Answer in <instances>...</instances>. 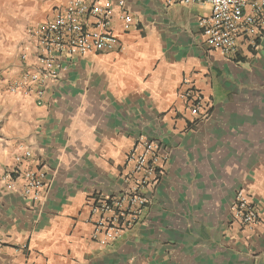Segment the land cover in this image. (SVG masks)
I'll return each instance as SVG.
<instances>
[{
	"label": "crops",
	"instance_id": "obj_1",
	"mask_svg": "<svg viewBox=\"0 0 264 264\" xmlns=\"http://www.w3.org/2000/svg\"><path fill=\"white\" fill-rule=\"evenodd\" d=\"M66 1L15 2L23 34L1 37L11 40L15 74L26 31ZM123 1L136 25L123 32L114 17L120 51L73 58L44 86L40 106L0 95V264H264V37L254 51L239 40L226 58L197 26L209 6ZM185 76L211 103L193 124L178 96ZM139 136L163 146L165 173L140 222L99 248L92 196L122 190L124 155ZM38 168L47 187L33 202L21 175ZM238 190L260 212L249 230L230 222Z\"/></svg>",
	"mask_w": 264,
	"mask_h": 264
},
{
	"label": "built area",
	"instance_id": "obj_2",
	"mask_svg": "<svg viewBox=\"0 0 264 264\" xmlns=\"http://www.w3.org/2000/svg\"><path fill=\"white\" fill-rule=\"evenodd\" d=\"M166 3L209 6L208 15L201 16L197 26L205 46L223 57H235L239 40L248 50L254 51L264 37V0H166ZM114 17L123 32L136 25L123 0L116 1L115 6L110 0H67L55 6L50 20L26 31V44L20 55L22 68L8 91L32 96L40 106L44 103V86L57 80L65 70V64L73 58L120 51L123 44L116 35ZM178 96L191 124L210 114L211 103L192 77L182 78ZM168 160L169 156L159 142L146 136H139L134 141L123 159L122 190L112 195L92 196L90 239L96 246L111 245L140 222ZM16 172L4 176L10 178ZM21 179L23 197L38 201L47 187L45 170L38 168L24 172ZM260 221L253 198L238 190L231 205L230 222L240 230H249Z\"/></svg>",
	"mask_w": 264,
	"mask_h": 264
},
{
	"label": "rangeland",
	"instance_id": "obj_3",
	"mask_svg": "<svg viewBox=\"0 0 264 264\" xmlns=\"http://www.w3.org/2000/svg\"><path fill=\"white\" fill-rule=\"evenodd\" d=\"M17 1L19 0H0V95L8 91L9 85L19 73L15 74L16 59L13 52L10 50L11 44L9 45V42L11 40L6 39L5 41L1 38L3 35L8 36L7 34H14L15 32H18L17 34H23L19 31V28L15 26L16 19L13 8ZM177 10V7H170L168 13L170 14L173 11L177 12ZM178 13L180 12H177V14Z\"/></svg>",
	"mask_w": 264,
	"mask_h": 264
}]
</instances>
